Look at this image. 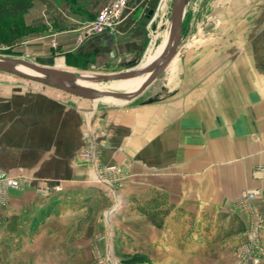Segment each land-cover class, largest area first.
<instances>
[{"label": "crops", "instance_id": "1", "mask_svg": "<svg viewBox=\"0 0 264 264\" xmlns=\"http://www.w3.org/2000/svg\"><path fill=\"white\" fill-rule=\"evenodd\" d=\"M39 1L18 51L45 64L121 70L146 52L165 4L145 23L149 0H129L112 32L78 43L108 0ZM203 9L186 5L192 25H211L198 19ZM212 9L218 35L181 41L164 84L136 105L89 111L48 85L0 84V168L21 182L0 207V264H90L95 250L113 245L137 252L139 264H236L235 252L247 248L264 264V222L256 245L249 237L253 212L264 221V174L255 172L264 166V0H218ZM87 131L99 132L104 163L129 158L141 176L130 181L138 221L117 235L116 205L100 220L110 199L97 162L81 158ZM250 189L259 196L240 200Z\"/></svg>", "mask_w": 264, "mask_h": 264}, {"label": "rangeland", "instance_id": "2", "mask_svg": "<svg viewBox=\"0 0 264 264\" xmlns=\"http://www.w3.org/2000/svg\"><path fill=\"white\" fill-rule=\"evenodd\" d=\"M57 1V0H55ZM165 2L162 3L163 9L160 12V17L158 18V22L154 23V30L155 33L153 36H151L152 39L151 43L149 42L148 50L146 49V52L140 58L136 60V62L132 63L127 68L132 67L133 65L140 64L139 66H144L143 63L145 61V58L149 54H153L155 50L160 46L163 39L166 36V33L171 25V12H172V4L173 0H163ZM162 1V2H163ZM167 1V2H166ZM199 3V5H203L204 9L201 12V14L198 16V19L200 17H204L208 20H210L211 25H208L206 21L203 23L200 22L198 26L192 25L191 17L192 12L187 11L184 14L183 19V31H182V45L187 46L188 42V36L192 37V34L198 35H211V36H217L219 33V27L217 25L218 15L217 13L212 9V5L217 4L218 0H187V4H193V3ZM40 7H42L41 0L39 1ZM206 5V6H205ZM206 7V9H205ZM211 7V9H210ZM198 13L197 11H195ZM27 13V12H26ZM26 13L24 15V21L26 24ZM87 22V21H86ZM194 26V27H193ZM26 35L21 36L20 38H9L4 42H0V55H6L10 57H16V58H25L34 60L32 57L28 56L27 54H23L22 52L18 51V46L20 47V43H22L26 38ZM202 37V36H200ZM192 41V38L190 39ZM190 41V42H191ZM22 46V45H21ZM24 46V45H23ZM187 48V47H185ZM175 57V56H174ZM152 56L150 57L151 60ZM174 59V58H173ZM172 59V60H173ZM70 61V60H68ZM38 62V61H37ZM61 62V63H60ZM41 63V62H40ZM60 64L57 66V64ZM171 63V62H170ZM169 63V64H170ZM45 64V63H43ZM50 65H55L59 69L71 71V72H113L118 71L121 69H97L89 64H82L80 66H75L69 64V62H65V60H59L56 58L52 63H49ZM150 62L146 65L148 66ZM168 64V66H169ZM126 69V68H123ZM162 76V75H161ZM159 76V77H161ZM155 80L151 85L146 88V90L136 97L135 99L131 101H118L113 102L110 100H101V99H86L82 98L76 95H73L69 92H65L63 90L54 89L53 86H51L52 90L58 91L60 94L76 98L77 100H82L86 106L84 108L88 109L89 111L92 108H98V110H108V109H114L118 107H129L138 104L139 102H143L148 100L150 97H153L156 93V89L159 84H164V77L162 76L161 79ZM134 78V77H133ZM140 78V76L138 77ZM120 79L116 80H108V81H99L100 87L115 89V90H123L124 88L118 86V81ZM138 80V79H137ZM116 82V83H115ZM15 83H28V84H34L37 87H42V83L36 82L33 80H29L27 78L17 76L15 74L1 71L0 70V84H15ZM45 85V84H44ZM112 85V87H110ZM46 86V85H45ZM49 86V85H48ZM100 137L99 132L96 133V137H93V142L95 145V154H96V162H97V168L100 171L101 179H97V182L102 185L101 187L106 192V196L110 199V202L108 204L104 205V209H100V220L101 222H104L103 217L109 209V207H112L116 205V210L114 211V217H112V221H115V234L117 235L119 232H121V228H123V223L132 224L133 220L138 221V213H139V196H138V186L135 184L137 180L139 179L140 174L138 173V170L134 169V161L127 158L125 161H117L112 163H104L101 160V150L99 145L98 138ZM97 138V139H96ZM98 142V143H97ZM97 145V146H96ZM84 151L81 154V158L84 160H89L88 157L84 156ZM135 181V182H130ZM103 182V184H102ZM109 186H107L106 184ZM114 190L116 191L117 195H119V199L116 198L114 194ZM250 230V229H249ZM115 235L116 238H121L119 235L118 237ZM261 253V251H259ZM253 248H247L244 250H240L239 252H235L236 256V264H259L261 260V254ZM93 255L92 262L90 264H139V256L134 252H126L125 250L122 251L120 249H117L116 245L111 246L109 249L105 250H95ZM258 258V261L255 260Z\"/></svg>", "mask_w": 264, "mask_h": 264}, {"label": "water", "instance_id": "3", "mask_svg": "<svg viewBox=\"0 0 264 264\" xmlns=\"http://www.w3.org/2000/svg\"><path fill=\"white\" fill-rule=\"evenodd\" d=\"M159 2L160 0H149V11L145 23L154 15L156 9L158 8ZM186 2V0H173L169 40L164 53L160 57H158L155 61H153L150 65L146 66L143 69H136V66L138 65L136 64L130 68L118 71L98 72L99 74L95 77L102 81H108L116 79H128L150 73L148 78L136 92H100L90 89L73 88L65 83V79H72L76 77V73L60 70L56 68L55 65L43 64L25 58L0 55V70L27 78L29 80L40 82L45 85L53 86L65 92H69L73 95L86 99H94L96 95H110L122 100L131 101L141 95L146 90V88H148V86L151 85L162 74V72L165 70V68L177 53L182 41L183 18L185 14ZM16 63L27 66L33 72L37 73V75H32L17 70L15 68Z\"/></svg>", "mask_w": 264, "mask_h": 264}, {"label": "built area", "instance_id": "4", "mask_svg": "<svg viewBox=\"0 0 264 264\" xmlns=\"http://www.w3.org/2000/svg\"><path fill=\"white\" fill-rule=\"evenodd\" d=\"M128 2L129 0H108L107 4L96 13L94 18L82 25L77 34V42L81 43L87 37L96 33L104 31L112 32L115 26L123 18V14ZM156 12L157 11H155L152 18L155 17ZM51 43L53 46H56V42L54 39L51 40ZM83 139L85 142L84 156H87L89 160H93L94 163H96L95 145L93 142L92 133L89 131L85 132L83 134ZM255 172L264 174V166L257 167ZM97 175L99 179L102 178L99 170L97 171ZM20 187L21 182L19 177L14 176L4 169L0 168V207H3L7 204L8 191L11 189H18ZM57 189L60 190V188ZM259 194L260 191L258 189L244 190L240 195V200L250 201L257 198ZM263 222L264 221L262 216L258 212L254 211L252 214L251 228L249 231V237L251 238L253 245H256L259 240L260 233L263 228ZM255 260L258 261V258H256Z\"/></svg>", "mask_w": 264, "mask_h": 264}, {"label": "bare ground", "instance_id": "5", "mask_svg": "<svg viewBox=\"0 0 264 264\" xmlns=\"http://www.w3.org/2000/svg\"><path fill=\"white\" fill-rule=\"evenodd\" d=\"M186 5H187V3H186ZM185 10H186V8H185ZM169 35H170V27H169V29L166 33V36L163 39L162 43L155 50V52L152 54L150 64L164 53V51L167 47V44H168ZM15 68L17 70L24 72V73L37 75V73L33 72L30 68H28L27 66L20 64V63H16ZM60 70H63V69H60ZM65 71H67V70H65ZM74 73L77 74L76 77H74L72 79H65V83L67 85H69L70 87L90 89V90H95V91H100V92L105 91V92H125V93L136 92L142 86V84L145 82V80L148 78V76L150 75V73H146V74L141 75L140 78H138L139 76H137L134 78L120 79L118 81V86H120L124 89L123 90H115V89L100 87L98 83H99V81H102V80L95 78L98 75L96 73H91V72H74ZM110 87H112V85ZM94 99H97V100L101 99V100H105V101L110 100L113 102L122 101V99H119V98H116V97L110 96V95H107V96L96 95Z\"/></svg>", "mask_w": 264, "mask_h": 264}, {"label": "trees", "instance_id": "6", "mask_svg": "<svg viewBox=\"0 0 264 264\" xmlns=\"http://www.w3.org/2000/svg\"><path fill=\"white\" fill-rule=\"evenodd\" d=\"M32 4L33 0H0V42L28 32L24 15Z\"/></svg>", "mask_w": 264, "mask_h": 264}]
</instances>
